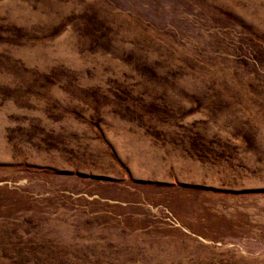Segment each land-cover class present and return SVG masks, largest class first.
Listing matches in <instances>:
<instances>
[{"label": "rangeland", "instance_id": "rangeland-1", "mask_svg": "<svg viewBox=\"0 0 264 264\" xmlns=\"http://www.w3.org/2000/svg\"><path fill=\"white\" fill-rule=\"evenodd\" d=\"M0 264H264V0H0Z\"/></svg>", "mask_w": 264, "mask_h": 264}]
</instances>
